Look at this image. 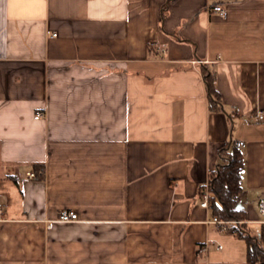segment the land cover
Masks as SVG:
<instances>
[{
	"label": "crops",
	"instance_id": "crops-1",
	"mask_svg": "<svg viewBox=\"0 0 264 264\" xmlns=\"http://www.w3.org/2000/svg\"><path fill=\"white\" fill-rule=\"evenodd\" d=\"M258 113L264 0H0V264H250L201 203L239 141L264 232Z\"/></svg>",
	"mask_w": 264,
	"mask_h": 264
},
{
	"label": "trees",
	"instance_id": "trees-1",
	"mask_svg": "<svg viewBox=\"0 0 264 264\" xmlns=\"http://www.w3.org/2000/svg\"><path fill=\"white\" fill-rule=\"evenodd\" d=\"M205 83L210 96V108L219 110L220 95L215 88V75L204 72ZM227 163L220 166L211 177L210 206L213 216H218L224 221H241L240 226L231 225L229 232L248 245L247 260L250 264H264V232L258 239L251 236L244 221L247 213L242 207L244 191L241 177L245 168V158L240 147V142L233 140L228 149L223 150Z\"/></svg>",
	"mask_w": 264,
	"mask_h": 264
},
{
	"label": "built area",
	"instance_id": "built-area-1",
	"mask_svg": "<svg viewBox=\"0 0 264 264\" xmlns=\"http://www.w3.org/2000/svg\"><path fill=\"white\" fill-rule=\"evenodd\" d=\"M212 12L218 14L220 17L225 18L227 16V11L225 8L219 5H215L212 7ZM55 36V35H54ZM258 119L263 120L264 114L258 113L257 114ZM43 118V115L41 113L36 115V119ZM44 174L43 170H38L37 172H28L27 176L29 178H37L39 176H42ZM201 207L209 209L210 208V187L207 186V189L202 194V203ZM258 212L259 214L264 218V195L260 198L258 202ZM79 220L78 213L76 211H62L58 218L55 220V222H61V223H70L75 222ZM264 223L263 221H261ZM210 223L215 224L223 231H228L231 225L240 226L241 221H224L218 216H215L211 219ZM52 221L48 223V227H51ZM219 248H222L219 246ZM200 251H205V247L201 248Z\"/></svg>",
	"mask_w": 264,
	"mask_h": 264
}]
</instances>
